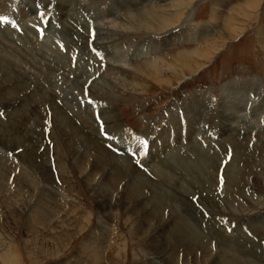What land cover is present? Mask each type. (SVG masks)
<instances>
[{
    "label": "rangeland",
    "instance_id": "374dc122",
    "mask_svg": "<svg viewBox=\"0 0 264 264\" xmlns=\"http://www.w3.org/2000/svg\"><path fill=\"white\" fill-rule=\"evenodd\" d=\"M74 1L79 5L69 8L78 17L63 18L73 29L67 31L54 0H10L9 12L0 9V16L9 21L0 23V43L36 62L23 69L24 76L34 77L40 70L51 78L52 84L43 87L53 94L55 105L93 137L111 163L132 166L156 186L134 192L139 203L130 208L124 199L125 189H131L130 178L118 181L111 174L114 170L105 167V175L112 177L108 178L94 167L96 151L87 150L80 140L70 146L54 120L52 102L43 101L31 84L28 93L37 92L36 97L0 102V124L7 122V129L21 131L20 139L12 131L0 136V264H222V256L236 264L255 262L237 252L235 256L224 252L218 247L220 238L237 240L244 253H254L264 264V236L253 230H264V0H252L253 5L248 0H168L163 17L178 19L166 35L182 31L183 36L192 32L197 37L194 42L168 40L163 46L159 42L165 35L139 31L128 22L162 10L155 0L144 6L123 4L121 10L109 13V1L100 7L93 0ZM228 23L241 26L242 33L233 29L223 36L221 30ZM123 24L129 29L125 31ZM65 32L71 43L67 44ZM97 33L113 37V46L102 52L93 45ZM178 55L182 68L173 66L172 71L169 65ZM22 57H17L20 63ZM108 61L119 69L110 70ZM107 83L116 88L103 98L94 96L106 92ZM194 101L198 112L190 118ZM77 114L89 121L90 129L76 120ZM235 143L243 148L237 151ZM206 157L214 161L208 163V171ZM167 158L188 174L185 180L175 174L170 178L180 180L186 190L196 238L203 237L199 242H183L184 233L173 228L163 231L157 224L160 216L168 223L171 210L180 213L184 205L174 193L167 196L161 191L169 189L156 172L164 171ZM200 162L204 175L210 173L208 179L189 173L203 174ZM232 169L240 172L234 188L229 183L235 174ZM157 193L160 207L168 204L162 215L151 201ZM201 198L216 208L202 204ZM149 211L154 220L146 218ZM186 221L182 224L192 225Z\"/></svg>",
    "mask_w": 264,
    "mask_h": 264
},
{
    "label": "bare ground",
    "instance_id": "6f19581e",
    "mask_svg": "<svg viewBox=\"0 0 264 264\" xmlns=\"http://www.w3.org/2000/svg\"><path fill=\"white\" fill-rule=\"evenodd\" d=\"M6 1L7 0H3L2 2H1V0H0V9H1V11H4V10H6V13L7 12H9V8H8V6H12V3L11 2H9V1H7V3H6ZM55 2H56V4H55V6L58 8V11L59 12H61V14H62V19L64 18V17H66V16H71V17H78L77 16V14H75V13H72V11L70 12V10H72L73 8H69V7H73V6H76V5H79V3L77 2V1H74V0H54ZM93 1H95V3H97V6H99L100 7V4H105V2L106 1H109V5H108V8H107V11L106 12H108L109 13V11H111V10H113V9H119L120 8V10L122 9V6L121 5H123V4H127V6H134L135 5V3H136V5H138V6H144L147 2H151V3H153V0H143V1H141V0H93ZM140 1H141V3H140ZM53 2V1H52ZM90 2V1H89ZM92 2V1H91ZM51 3V2H50ZM94 3V4H95ZM247 3L249 4H251V5H253L252 3H254L252 0H248L247 1ZM14 4V3H13ZM24 4V3H23ZM26 4V3H25ZM48 4V3H47ZM52 4V3H51ZM54 4V3H53ZM102 4V5H103ZM154 4L157 6V7H159L160 9H162V10H158V11H155V12H153L152 14H149V15H147V16H142V15H138V17L135 19L134 17H132L134 20L132 21L131 20V18H129L130 20L128 21L129 23H131L132 25H133V28H136L137 30H141L142 28V30H144V31H146V32H152V33H154V34H156V35H165V36H161L160 37V41L161 42H159V45H160V43H162V46H163V44L165 43V42H167L168 40H180L181 38H183V39H181V40H184L185 38H187V40L188 39H190V40H193V42L196 40L195 39V37H197V36H195L196 35V33H192V32H190V33H187L186 35L187 36H189V37H187V36H183V35H185L182 31H177V32H175V34H172V35H170L169 37H168V35H166L167 34V32H168V28L170 27V26H172V25H174L173 23H175L176 21H177V19L178 18H164L163 17V12H165L166 11V8L169 6V3H168V0H155V2H154ZM49 5V4H48ZM71 5V6H70ZM92 5V4H91ZM135 5V6H136ZM152 5V4H151ZM182 5V4H181ZM187 5V4H186ZM7 7V9H4V8H6ZM26 6V5H25ZM44 6V5H43ZM47 6V5H46ZM93 6V5H92ZM155 6V7H156ZM178 6H179V4H178ZM66 7L69 9L68 11H67V9H66ZM94 7V6H93ZM92 7V8H93ZM176 7H177V4H176ZM109 8H110V10H109ZM125 8V7H124ZM65 9H66V11H67V13H66V11H65ZM86 9V8H85ZM165 9V11H163ZM187 9V8H186ZM49 10V9H48ZM47 10V11H48ZM90 10V9H89ZM97 10V9H96ZM180 10V9H179ZM54 11V10H53ZM82 11V10H81ZM103 12V11H102ZM87 14V13H86ZM88 14H90V12L88 13ZM87 14V16L89 17V15ZM105 14L106 13H104L103 12V15L102 16H105ZM141 14V13H140ZM8 15V14H7ZM115 15V14H114ZM144 15V14H143ZM213 15V14H212ZM68 16V17H69ZM90 16H91V14H90ZM101 16V15H100ZM130 16V15H129ZM80 17V16H79ZM213 17H214V15H213ZM211 18L213 21H214V18ZM232 17V16H231ZM230 17V18H231ZM77 19V18H76ZM97 19V18H96ZM65 19H63L62 20V22L64 23L63 25H65L64 27H65V29L67 30V31H73V29L70 27V26H68V24H66V21H64ZM70 20H72V19H70ZM73 22H75V20L73 21ZM78 22V21H77ZM135 22H136V24H135ZM119 24H121V23H119ZM130 24V25H131ZM76 26H78L79 25V23H78V25L77 24H75ZM82 25V24H81ZM132 25H131V27H132ZM177 25V24H176ZM121 26V25H120ZM129 26V25H128ZM80 26H78V28H79ZM125 31L126 30H128L129 29V27H128V29H127V27L126 26H124V24H123V27H122ZM64 29V30H65ZM233 29H235L236 31H235V33L236 34H241L242 33V31H243V29L241 28V26H240V28H237V27H234V25L232 24V23H228V24H226L225 25V30H221L222 31V33L224 34L223 36H225V37H228L227 35H226V32L228 31L229 33H231L232 32V30ZM105 31V30H104ZM113 31V30H112ZM117 32V31H116ZM68 33L69 32H65V33H63V34H65L64 35V37H65V39H66V42H67V44L68 43H71L72 42V38L71 37H69V35H68ZM97 35L98 36H96L97 38H96V40L93 42V45H95L96 47H98V48H100L101 50H102V52L105 50V47H109L108 45H112L113 46V43L114 42H112V40L111 39H113V37H104V38H102L101 36H100V34H98L97 33ZM114 35V34H113ZM71 36V35H70ZM14 37V36H13ZM110 39V40H109ZM229 39V38H228ZM98 40V41H97ZM79 41V40H78ZM189 41V40H188ZM170 42H172V41H170ZM75 43H77V42H75ZM191 43V42H190ZM30 48V47H29ZM152 48V47H151ZM150 48V49H151ZM107 49V48H106ZM99 50V49H98ZM0 51L1 52H6L4 55H0V102L2 103V102H10L11 101V99H14V100H16L15 98H17V99H20V97H21V99L23 98H26V99H30V97H36L38 94H37V92L36 93H34V92H29L28 93V90H29V88H30V85L31 84H33L35 87H37V90H38V92L40 93V96L43 98L42 100L44 101H50V102H52V103H50L51 104V108H52V112H53V116H54V120L55 121H57V123H58V126L57 127H59V129H60V131H61V133L63 134V135H65V137L67 138V141L69 142L68 144H70V146L72 145V144H75V143H77L76 142V140L77 141H81L82 142V144L83 145H85V148L87 149V150H89L90 149V151H91V149H93L94 151H96V153L98 154V158H95L94 159V162H95V164H94V167H96V169L97 170H100V172L102 171H104V175H105V170L103 169V168H110V169H113L114 170V173H111V174H113L114 176L113 177H115L118 181H121L125 176L127 177H129L130 178V180H129V183H130V186H131V189H128V188H126L125 190H126V197H125V195H124V199H125V201H126V204L127 205H129V207L130 208H132V205H135V204H138L139 203V198L140 197H138L137 198V196L135 197V194H134V192L136 193L137 191H138V189L140 188V193L142 192L141 191V189H148V190H152L153 188L155 189V186H156V184L153 182V181H151L150 179H148V178H146V177H143L140 173H138V171H137V173L135 172L136 170H135V168H133L132 166H130L129 167V165H120V164H114L113 162L111 163V159L107 156L108 155V153L103 149V148H101V147H99V146H97L96 144H95V141L92 139L93 137H90V135H88V136H86L85 134H84V132H83V128H79V127H77V126H75L74 124H76V123H74V122H72L74 119H70L67 115H66V111L65 110H63L62 108H60V107H58L57 105H55V103H54V99H53V94L52 93H49L48 91H46V89L43 87V84L44 83H47V84H50L51 82H52V80H51V78L50 77H47L46 75H44L45 73H42V72H40V70H39V72L37 71V73L35 74V76L34 77H29V76H24L25 74H23L24 73V70L23 69H26L27 67H30V66H28V65H33L34 66V64H36V62H34V60H30V58L27 60V58H26V56H20V53L19 52H17L14 48H12V46H9V45H3V44H1L0 43ZM220 51V50H219ZM9 52H12V54L11 53H9ZM8 53V54H7ZM218 54V53H217ZM31 55V54H30ZM38 55V54H37ZM13 56V57H12ZM22 57L21 58V63H20V61L18 60V58L17 57ZM180 55H178L177 56V59H175L174 61H173V63H170V65H169V67H171V70L173 71V66H175V67H180V68H182L181 67V63H180V58H178ZM186 56V55H185ZM114 57V56H113ZM180 57H182V56H180ZM189 57V56H188ZM16 58H17V60H16ZM209 57H207V59H208ZM210 60V59H209ZM113 62V61H112ZM110 63L109 61H108V65H109V69L111 70H114V69H119V65H117V64H115V63ZM162 65H164V64H162ZM166 65H164V67H165ZM26 67V68H25ZM168 67V69H170ZM38 68V67H37ZM47 68L49 69V66H47ZM200 69V68H199ZM203 69V68H202ZM38 70V69H37ZM65 70V69H64ZM201 70V69H200ZM106 71V70H105ZM197 72V71H196ZM111 73V72H110ZM113 73V72H112ZM47 74V73H46ZM195 75V74H194ZM111 76V75H110ZM106 77V76H105ZM154 78V81L157 83V84H161L160 82V80H158L155 76H153ZM33 79V80H32ZM113 80H114V78H113ZM114 82V81H113ZM30 83V84H29ZM106 83V82H105ZM111 83V82H110ZM115 83V82H114ZM52 84V83H51ZM109 83H107L106 85H108ZM92 87V86H91ZM90 87V88H91ZM42 88V89H41ZM113 88H116L114 85H112V84H110V85H108V87L106 86L105 87V91L106 92H103L101 95L99 94V93H96V94H94V96H97V98H103L104 97V95H106L107 96V94H110L109 92H111L112 90H113ZM95 90V89H94ZM97 90V89H96ZM52 91V90H51ZM100 92V91H99ZM242 94V93H241ZM247 96L248 95H246V98L244 97V104L243 105H246L245 103H246V100H247ZM235 97L236 98H239V97H237L236 95H235ZM234 97V98H235ZM31 98V99H32ZM51 98H52V100H51ZM107 98V97H106ZM248 98H249V96H248ZM194 99V98H193ZM192 99V100H193ZM33 101V100H32ZM248 101V100H247ZM16 102V101H15ZM24 102V101H23ZM4 104H6V103H4ZM3 105V104H2ZM28 106V105H27ZM192 108H190V111H189V116H191L190 118H193V116H195L196 115V113L198 112L197 111V106H196V101H194L191 105H190ZM244 110V109H243ZM242 110V111H243ZM263 110H264V108H263ZM28 111V110H27ZM187 111V110H186ZM263 112V111H262ZM242 113V112H241ZM241 113H239V115L241 114ZM14 114V113H13ZM13 114H11V116L13 115ZM80 114V113H79ZM79 114H77V116L79 115ZM83 114V115H82ZM82 114H80L81 116H84L85 117V115H87V114H85V113H82ZM114 114V113H113ZM184 114V113H183ZM223 114V113H222ZM224 114H225V112H224ZM261 114V113H260ZM238 115V114H237ZM13 117V116H12ZM18 117H19V115H18ZM87 117V116H86ZM183 117V116H182ZM181 117V118H182ZM247 117V116H246ZM75 118H77L76 120H80L82 123H83V125L85 126V128H87V129H90V128H88L87 127V123H89V121L88 122H86V120L84 121L83 119H81V117H75ZM231 118V117H230ZM10 119H12L11 117H10ZM23 119V118H22ZM115 119V118H114ZM248 119V118H247ZM9 120V119H8ZM103 120H104V117H103ZM174 120V119H173ZM193 120V119H192ZM223 120V119H222ZM235 120V119H234ZM234 120H232V121H230L231 122V124H234L235 125V123H234ZM244 120V119H243ZM13 121V120H12ZM115 121V120H114ZM119 121V120H118ZM178 121V120H177ZM236 121H237V119H236ZM239 121V120H238ZM1 122V121H0ZM11 122V121H10ZM116 122V121H115ZM223 122H224V120H223ZM243 122V121H242ZM16 123V120H14L13 122H12V124L11 125H13V126H15L14 124ZM178 123H179V121H178ZM237 123V122H236ZM3 124V126L0 124V136H3V135H7V134H11V131H12V134H17L19 131H18V129L16 128V127H13V128H11V129H7V128H9V127H7L6 125H7V122H6V125H4V123H2ZM24 124V123H23ZM92 124V123H91ZM112 124H114V123H112ZM239 124H241V123H239ZM21 125V124H20ZM115 125V124H114ZM233 125V126H234ZM10 126V125H9ZM116 126V125H115ZM173 126V125H172ZM18 128H19V126H17ZM22 127V126H21ZM24 127V126H23ZM189 127V126H188ZM111 128V127H110ZM109 128V129H110ZM121 128V127H120ZM123 128H124V126H123ZM122 128V129H123ZM184 128H185V126H184ZM187 129V128H186ZM14 131V132H13ZM32 131V130H31ZM67 131H69L70 132V134H68L67 133ZM92 131H93V129H92ZM21 132V131H20ZM23 132H25V130L23 129ZM29 132V131H28ZM122 132V131H121ZM95 133V132H94ZM18 135V134H17ZM28 134H26V136H27ZM62 135V136H63ZM9 136V135H8ZM12 136V135H11ZM21 136V135H20ZM25 136V138H26V140H27V137ZM6 137V136H5ZM13 137H14V135H13ZM24 136H22V138H23ZM64 137V138H65ZM12 138V137H11ZM18 138L20 139L21 137H19V135H18ZM25 138H23V139H25ZM29 138H31V137H29ZM16 139V138H15ZM14 139V140H15ZM13 140V139H12ZM17 140V139H16ZM22 140V139H21ZM34 140V139H33ZM9 141V140H8ZM19 141V140H18ZM10 142H12L11 140H10ZM15 142V141H14ZM28 142V141H27ZM97 142V141H96ZM234 142V141H233ZM238 142V141H237ZM240 142V141H239ZM16 143H18L17 141H16ZM15 143V144H16ZM19 143H21V142H19ZM18 143V144H19ZM23 143V142H22ZM1 145V144H0ZM20 145V144H19ZM235 145H236V150L238 151V149L240 148V147H242V145L240 144V143H235ZM241 145V146H240ZM192 147V146H191ZM191 147H189V148H191ZM1 148V147H0ZM243 148V147H242ZM14 149V148H13ZM192 149L194 150H192L193 152H195L196 154H198L199 152H200V150H197V148H193L192 147ZM92 150V151H93ZM31 153V152H30ZM87 153H88V151H87ZM86 153V154H87ZM80 154V153H79ZM3 155V154H2ZM199 156H201V154H198ZM202 157H205V155L203 156L202 155ZM245 157V156H244ZM252 157V156H251ZM78 158L79 159H83L84 158V156L83 155H78ZM78 159V160H79ZM168 159V158H167ZM35 160V159H34ZM161 160V159H160ZM172 161V159H168V160H164V162L162 163V167H164V171L163 172H160L159 171V169H157V176L159 177V179H161V181L164 183V185H166V188H168L169 189V191H170V193L168 194V192L169 191H167V190H161L163 193H165L167 196L168 195H172L173 193V197L174 198H180L181 199V201L184 203V205L181 207L180 205H178V207L180 206V211H178V212H180V213H177V211L173 208V210H171V212H170V215H169V218H168V223L162 218V216H160V218H157L156 219V221H157V224H158V226H159V228H160V230H163V231H165V230H169L170 231V229H175L177 232H181V233H184L183 234V236H181V237H183L182 238V241L183 242H185V241H187L188 242V240L189 239H191L193 242H196V241H198L199 242V240L201 241V240H203V237H201L200 236V238H196V236L197 235H199L198 234V230L196 231V227H193V216L191 215V205L189 204V202L186 200V197H185V192L184 191H186L185 189H183V187L181 186V184H180V180H176V182H173L172 181V179L173 178H170L172 175H176V176H180L179 178H181V177H183L184 178V180H185V178L188 176V174H187V172H185V173H182V171H181V169H182V165L180 166V167H178V166H176V163L175 162H171ZM205 161L207 162H205V165L207 164L208 165V163L209 164H213V159L212 158H205ZM243 161V160H242ZM82 162V161H81ZM88 162V161H87ZM201 164H200V172H202L203 171V174H199L198 173V171H197V174L195 173V171L194 172H192V170L189 172L190 173V175H195L196 177H198V176H200V175H203L204 177H207V175L209 176V174L210 173H206L205 175H204V171H205V169H206V171H208V169H210L211 168V165H208L207 166V168H205L204 169V166H203V162H200ZM1 164V163H0ZM178 165H180L179 163H178ZM44 166V165H43ZM184 167V166H183ZM105 168V169H106ZM230 168H231V166H230ZM41 169V168H40ZM109 169V170H110ZM4 170V169H3ZM2 170V171H3ZM46 170V169H45ZM106 171H107V169H106ZM111 171V170H110ZM159 171V172H158ZM185 171V170H184ZM183 171V172H184ZM231 171V169L229 170V172ZM237 171V170H236ZM5 172H8V171H5ZM10 172V171H9ZM101 172V173H102ZM155 172V171H154ZM228 172V171H227ZM232 172H233V174H234V172H235V169H232ZM233 174H231V175H233ZM110 175V174H109ZM108 175V172L106 173V175L105 176H109ZM174 175V176H175ZM238 175H240V172H235V174L233 175L234 177L232 178L230 175V179H229V183L231 184V187L232 188H234V187H236L237 186V179H236V177L238 176ZM91 176H93L92 174H91ZM173 176V177H174ZM109 177H111V176H109ZM108 177V178H109ZM157 177V178H158ZM178 178V177H177ZM198 178H200V177H198ZM110 179H112V177L110 178ZM207 179H208V177H207ZM206 179V180H207ZM212 180V179H211ZM211 180H209V181H211ZM180 181V182H179ZM263 181V180H262ZM173 182V183H172ZM25 183V182H24ZM108 184H109V181L107 182ZM166 183V184H165ZM208 183V182H207ZM212 183V182H211ZM106 184V183H105ZM180 184V185H179ZM205 184V183H204ZM210 184V183H209ZM257 184H259V183H257ZM261 184H262V182H261ZM193 185V184H192ZM25 186V185H24ZM189 186H190V184H189ZM262 186L264 187V184H262ZM130 188V187H129ZM157 188V187H156ZM192 188V187H191ZM103 189V188H102ZM264 189V188H263ZM156 191H159V187H158V189H156L154 192H156ZM160 191V192H161ZM144 192V191H143ZM150 192V191H149ZM162 193V194H163ZM125 194V193H124ZM154 194H156V193H154ZM123 196V195H122ZM151 196V195H150ZM156 196H158V193H157V195H153L152 197H151V201H152V203H153V205H154V209L156 208V209H159V210H161V215L162 214H164V211H165V209L166 208H164V207H167V205H166V203H164L165 205H163V208H161L160 207V204H163V203H161V201H160V198L158 199ZM149 197V196H148ZM156 199L157 201L154 203V201H153V199ZM123 199V198H122ZM123 199V200H124ZM150 200V199H149ZM201 202H202V204H208L209 205V207H214V208H216V206L214 205V203L213 202H209V201H207V200H205V199H202L201 198V200H200ZM123 202V201H122ZM122 202H121V204H122ZM141 203V202H140ZM173 203V202H172ZM182 203V204H183ZM249 203V202H248ZM250 204H253L252 202H250ZM256 205H259L260 207H261V205H260V202H256L255 203ZM139 206V205H138ZM251 206H253V205H251ZM103 207V206H102ZM104 207H105V205H104ZM127 207V206H126ZM136 208L137 207H135L133 210H136ZM140 208L141 209H143L144 207H141L140 206ZM161 208V209H160ZM264 208V207H263ZM145 209V208H144ZM178 209V208H177ZM183 209V210H182ZM183 211H184V215H186L185 216V218L184 219H179V216H180V214L181 213H183ZM151 217V218H150ZM146 218L149 220V218H150V220H154V218H153V215H151V213H150V211L147 213V215H146ZM191 220V223L190 224H192V225H188V223H186L185 225H183L182 224V221L183 222H187L186 220H188L189 221V219ZM181 221V224L180 223H178V221ZM165 221V222H164ZM260 221V220H259ZM261 222H262V220H261ZM264 222V221H263ZM263 224V223H262ZM264 225V224H263ZM262 225V226H263ZM156 226V225H155ZM190 228H189V227ZM261 226V225H260ZM261 226V227H262ZM253 228V227H252ZM253 230H255V232H257V233H261L262 234V236H264V230H262V231H260V230H258V229H253ZM172 231V230H171ZM179 232V233H180ZM178 233V235H181V234H179ZM215 234V233H214ZM226 234V233H225ZM242 234V233H241ZM260 234V235H261ZM203 235V234H202ZM219 235V234H218ZM220 236V235H219ZM226 237V236H225ZM220 238V237H219ZM187 239V240H186ZM234 241H232L231 239H229V238H223V239H221L220 238V241L218 242V247L220 248V249H222L224 252H226V253H228L229 251L232 253L231 255H234V252H237V254L239 255V256H242V258H249V257H252L253 258V260L255 261L254 263L255 264H261L260 263V260L254 255V253H252V254H249V253H244V250H242V246L240 247L239 246V244H237V240L235 241V239H233ZM202 243V242H201ZM238 243H240V242H238ZM197 245V244H196ZM244 247V246H243ZM195 249V248H194ZM221 250V251H222ZM223 251H222V253H223ZM246 252V251H245ZM223 255V254H222ZM235 256V255H234ZM237 256V255H236ZM230 257V256H229ZM221 257H219V259H220ZM240 260V259H239ZM248 260V259H247ZM4 261V260H3ZM222 262V264H236V263H234L235 262V260L232 258H227V257H224V256H222V260H221ZM229 261V262H228ZM245 261V260H244ZM249 264H250V261H247ZM252 263V262H251ZM254 263H252V264H254ZM8 264V263H7ZM213 264H215V263H213ZM216 264H218V263H216Z\"/></svg>",
    "mask_w": 264,
    "mask_h": 264
},
{
    "label": "snow or ice",
    "instance_id": "6c2138e0",
    "mask_svg": "<svg viewBox=\"0 0 264 264\" xmlns=\"http://www.w3.org/2000/svg\"><path fill=\"white\" fill-rule=\"evenodd\" d=\"M41 15H43V14H41ZM0 23H9V21H8L7 17L0 16ZM101 132L103 134L107 135L106 132H105V128H104L103 125H101ZM108 138L109 139H113V137H110V136ZM141 143L146 145L147 142L146 141H141ZM229 231H231V229H229Z\"/></svg>",
    "mask_w": 264,
    "mask_h": 264
}]
</instances>
